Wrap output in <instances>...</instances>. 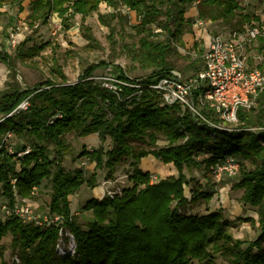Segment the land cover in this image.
I'll list each match as a JSON object with an SVG mask.
<instances>
[{"label":"trees","instance_id":"16d2710c","mask_svg":"<svg viewBox=\"0 0 264 264\" xmlns=\"http://www.w3.org/2000/svg\"><path fill=\"white\" fill-rule=\"evenodd\" d=\"M25 1L0 0V9L17 7L18 12H23ZM258 1L264 6V0ZM102 3L114 9L125 5L141 15L135 27L141 35L138 61L145 69L154 68L144 78L145 84L175 68L169 60L172 45L174 42L184 45V35L193 31L194 20L185 16L189 5L195 3L199 19L221 21L234 29H241L252 20L244 13L239 0H31L26 20L34 28L58 14L66 28H70L76 15L85 20ZM2 14L0 11V17ZM118 17L117 12L99 13V21L112 31V21ZM160 17L165 18L161 23ZM156 23L167 32L163 41H156L159 33L152 28ZM84 37L88 46L99 47L87 26H84ZM258 42V52L264 53V37ZM44 46L21 49L19 45L16 58H33ZM0 62L14 70V59L4 50H0ZM103 65L109 63L90 65L78 82L70 84L55 62L53 70L61 81L48 79L27 89L12 85L0 92V143L7 132L32 137L38 142L30 153L21 157L5 147L0 148L1 189L13 205L14 187L19 197L34 198L33 187L50 179L49 212L62 216L63 226L75 237L76 254L61 257L57 253L60 226L41 228L24 223L15 215L0 221V248L2 238L11 234L12 246L20 258L16 264H215L212 252L221 253L228 264H264V130L229 132L198 124L191 112L183 111L177 104L161 106L159 97L147 87L131 100L125 98L136 89L125 87L119 97L92 78ZM116 67L124 79H129L120 66ZM202 67L203 60L199 63L195 59L189 64L194 72ZM26 99L28 108L18 109ZM238 118L237 128H263L264 92L257 106L249 111L240 109ZM70 132L79 136L97 133L101 143L108 137L111 139L109 150L101 145L92 151L84 148L80 154L94 162L96 170L105 168L107 179L114 178L117 167L129 160L134 167L129 175L132 187L113 197L107 195L87 201L83 210L92 212V217L86 229L72 213L70 196L84 183L94 185L97 173L95 170L87 180L83 169L68 171L64 167L65 157L73 151L66 138ZM40 142L55 146L54 158ZM133 142L147 143L151 148L145 149ZM202 153H211V156L199 161L197 157ZM149 155L164 163H173L178 176L152 184L151 174L139 167L141 159ZM226 155L236 156L242 163L239 180L233 185L244 190L240 201L257 208L261 232L253 241L235 239L230 232L231 222L220 212L205 215L187 212L190 204L200 200L209 202L213 192L197 191L189 199L185 193V170L200 168L203 163L210 169V165ZM14 158L20 162V171ZM243 159H252L256 167L245 169Z\"/></svg>","mask_w":264,"mask_h":264},{"label":"rangeland","instance_id":"374dc122","mask_svg":"<svg viewBox=\"0 0 264 264\" xmlns=\"http://www.w3.org/2000/svg\"><path fill=\"white\" fill-rule=\"evenodd\" d=\"M239 2L244 9V13L249 14L252 19L247 24L259 21L261 15L264 14V6L258 0H239ZM195 6V3L189 5L185 14L186 17H191L194 23L198 18V11ZM28 7L29 2L26 1V9L23 12H18L17 7L10 8L6 6L0 9L3 12L0 17V50L10 54L15 62L14 70L0 62V92L12 85H19L21 88L27 89L48 79L61 81L53 70L55 62L59 63L70 84L78 82L87 67L103 61L109 63V65H103L96 69L93 75L97 77L95 79L97 82L98 76L105 75L109 66L115 72H119L120 69L116 66H120L123 72L132 78H145L154 71V68L145 69L138 61L141 35L137 33L135 27L140 23L141 15L135 10L125 5L114 9L102 3L99 10L87 16L85 20H82V16L76 15L70 28H66L63 23L62 28L59 29L53 22V18L58 19L57 14L53 15L46 24L34 28L30 27L26 20L29 14ZM112 12H117L119 15L118 18L112 21L113 31L99 21V13L110 14ZM164 20V17L159 18L160 23ZM84 26L92 30L98 40L99 47L88 46V41L84 37ZM152 28L156 33H159L156 41H163L166 38L167 32L160 25L153 24ZM233 30L236 29L221 21H210L205 28L200 30L196 29L194 25L193 31L184 35V45H177L175 42L172 45L169 60L173 63L174 69L181 71L185 76L192 75L194 71L189 68V64L195 59L199 60V63L203 60L202 55L208 49L211 37L215 35L227 36ZM13 38L17 41L15 46L12 45L11 40ZM19 45H21V49L45 46L41 48L37 56L21 60L16 58ZM258 45L259 42L256 41L255 44L248 46L251 64L253 66L261 65L264 68V53L258 52ZM66 138L72 144L73 151L65 157L64 167L68 171L81 168L84 171L85 178L90 179L92 173L96 170L95 163L87 156H80V154L84 148L92 151L101 145L109 150L112 148L111 139L108 137L105 143H101L97 133L79 136L75 132L68 133ZM160 138L163 139V137ZM37 143L36 139L32 137L13 135L9 141V146L13 147V150L20 151L23 146L34 148ZM133 143L145 149L151 148L147 143ZM160 143L162 145L163 141L161 140ZM39 144L47 147L51 158L55 157V146L53 144H47L46 142H40ZM210 156L211 153H202L197 159L203 161ZM155 160L156 157L153 155L146 156L141 159V167L139 166L144 172L151 174L152 184L160 181L158 173H151L155 170ZM13 161L17 171H20L19 160L14 158ZM131 161L129 160L117 167L115 177L112 179H107L105 168L97 169L95 184L84 183L73 196L74 200H79L77 221L84 229L87 228V222L92 217V212L83 210L87 201L92 198L102 199L108 195L109 190L116 192L115 195L122 194L124 189L133 186V182L129 179V175L134 170V167L130 164ZM242 161L243 167L247 170H253L256 167V163L252 159H243ZM185 173L187 176L185 193L189 199L197 191L208 190L213 192V198L209 202L200 200L197 203L190 204L187 207L188 214L205 215L220 212L225 220L231 222L230 232L235 239L253 241L259 236L261 228L257 208L242 203L240 198L244 190L233 188L240 175L236 179L224 178L217 181L210 169H206L205 163L200 168L186 169ZM38 186L40 189L39 195L25 199L31 201L35 212H49L52 194L51 180L45 179ZM8 206L10 207L9 199L4 195L0 185V221L6 220L7 216L4 208ZM12 239L11 234L2 238V248L0 249L3 250V253L0 252V264L20 263L17 250L12 246ZM210 250L212 251V249ZM212 258L215 264H228V260L221 253L212 252Z\"/></svg>","mask_w":264,"mask_h":264},{"label":"built area","instance_id":"2783aa9c","mask_svg":"<svg viewBox=\"0 0 264 264\" xmlns=\"http://www.w3.org/2000/svg\"><path fill=\"white\" fill-rule=\"evenodd\" d=\"M57 17L58 19L53 18V22L61 29L64 22L58 14ZM209 23V20L197 18L194 25L200 30ZM261 37H264V14L261 15L259 21L233 30L227 36L211 37L209 47L202 55V69L190 76H185L181 71L172 69L165 75L145 84L143 83L144 78L135 79L126 73L129 79H124L120 72H115L109 66L105 75L98 76V82L119 97L125 87L135 88L136 91L125 98L128 100L139 97L144 87H147L159 97L161 106L177 104L183 111L191 112L198 124L229 132L236 130L260 132L264 130V127H237L239 110L249 111L255 108L261 93L264 92V69L251 64V56L248 52V46L255 44ZM11 41L15 46L17 43L15 38ZM28 106L29 100L26 99L18 109L25 110ZM58 116L61 117V115ZM13 135L15 134L7 132L3 136L0 148L5 147L10 153H17L20 157L30 153L29 146H25L20 151L13 150V147L9 146ZM241 168L240 159L232 155H226L210 165V171L217 181L224 178L236 179L241 173ZM15 182L16 178L12 180L13 184ZM14 191L16 198L13 205L4 208L6 216L15 215L24 223H33L41 228H48L52 225L60 226L56 251L61 257L75 256V237L63 226L62 216L52 215L48 211L35 212L31 201L19 197L15 187ZM39 192V186H34L33 196H38ZM115 193L108 191V195L112 197Z\"/></svg>","mask_w":264,"mask_h":264},{"label":"crops","instance_id":"0c3cea01","mask_svg":"<svg viewBox=\"0 0 264 264\" xmlns=\"http://www.w3.org/2000/svg\"><path fill=\"white\" fill-rule=\"evenodd\" d=\"M26 1H28L29 5H30L31 0H26ZM25 2H24V5H25ZM104 4L107 5L106 3H104ZM27 10L29 12V7L27 8ZM209 44H210V41H209ZM139 166L141 167V163H139ZM154 172L159 174L160 180H161V178L165 179L169 176H178V170L173 163H164L161 159H158V158H156V160H155V170L151 173H154ZM73 196H75V194L70 196L71 210H72L73 214L77 215V214H79V211H78V208H79L78 201L79 200L78 199L74 200Z\"/></svg>","mask_w":264,"mask_h":264}]
</instances>
